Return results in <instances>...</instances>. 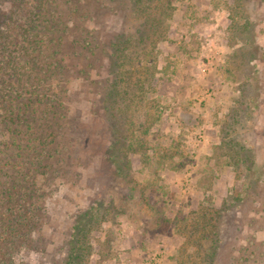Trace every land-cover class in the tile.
Returning a JSON list of instances; mask_svg holds the SVG:
<instances>
[{
    "label": "rangeland",
    "instance_id": "rangeland-1",
    "mask_svg": "<svg viewBox=\"0 0 264 264\" xmlns=\"http://www.w3.org/2000/svg\"><path fill=\"white\" fill-rule=\"evenodd\" d=\"M34 13L64 39L50 93L70 148L38 177L46 221L15 264H67L85 212V264H264V0H0V77Z\"/></svg>",
    "mask_w": 264,
    "mask_h": 264
},
{
    "label": "trees",
    "instance_id": "trees-1",
    "mask_svg": "<svg viewBox=\"0 0 264 264\" xmlns=\"http://www.w3.org/2000/svg\"><path fill=\"white\" fill-rule=\"evenodd\" d=\"M134 1L137 3L139 0ZM70 9L77 12L79 6ZM39 14L34 13L29 26L22 28L20 33L25 34L28 53H25L23 59L16 61L18 64L13 65L11 72L7 73V70L3 73L5 77H0V130L4 127L3 130L10 135V139L3 142V149H0V264H15L11 244L34 241L33 233L44 226L46 213L38 210L44 207V203L40 204L38 200L42 193L38 187V177L56 172L67 157L69 147L64 146L65 142L59 136V127L64 123L62 118H67L64 96L61 93L55 96L50 93L52 86L62 83L61 79L57 80L61 68L58 63L62 61L57 59V55L63 52L61 43L64 39L58 42L54 39L46 40L47 34L55 31L58 19L51 20L48 15L47 24L39 29ZM3 20L0 15V22ZM123 36L124 34H120L114 41L116 52L121 49ZM9 37L0 28V40ZM85 40L87 39H84V43L90 44L93 49L97 47L92 40ZM52 42L56 45L53 51L48 49ZM68 48L75 47L69 43ZM38 49L40 54L36 57L31 52ZM68 51L70 53L71 49ZM64 54L66 55V50ZM10 58L9 62H13V57ZM21 61H25L24 68ZM9 62L2 71L9 67ZM118 62L117 60L116 63ZM11 78L14 83L12 86L9 84ZM117 86H114L111 95L120 93ZM21 87L24 89L20 90ZM23 94L27 95V100H20ZM98 216V213L85 212L80 216L81 221L75 223L67 264L86 263L91 254V246L86 241L87 234L92 229L93 222H100L101 217ZM216 235L214 233L212 237L214 243Z\"/></svg>",
    "mask_w": 264,
    "mask_h": 264
}]
</instances>
